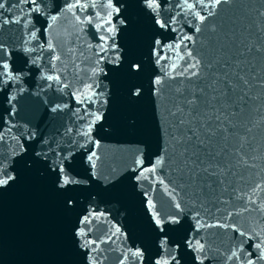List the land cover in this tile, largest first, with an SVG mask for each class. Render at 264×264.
Masks as SVG:
<instances>
[{
	"label": "snow or ice",
	"instance_id": "obj_1",
	"mask_svg": "<svg viewBox=\"0 0 264 264\" xmlns=\"http://www.w3.org/2000/svg\"><path fill=\"white\" fill-rule=\"evenodd\" d=\"M128 3L64 0L53 10L49 0H0V89L38 70L61 90L75 87L81 106L75 112L83 110L78 118L84 122L75 130L82 139L66 148L49 145L35 152L38 160L26 155L31 146L18 136L6 140L11 128L0 129V145L7 146L0 152V189L18 179L19 161L28 168L39 163L71 210L80 204V189L119 183L115 168L103 170L94 134L112 128V77L119 69L132 81V101L150 95L155 124L156 150L146 166L144 148L137 147L127 179L140 189L142 180L158 183L169 197L162 215L149 194L154 189L141 193L155 246L149 264H264V0H135L150 30L138 59L126 58L121 43ZM234 10L226 26L225 14ZM62 17L73 29L63 37L56 32ZM13 24L19 28L5 29ZM167 33L175 35L161 39ZM145 73L147 81L139 82ZM79 149L86 175L74 163ZM88 196V209L71 229L87 264H104L108 252H118L116 264H144L147 246L135 240L128 246L129 234L97 211L94 193Z\"/></svg>",
	"mask_w": 264,
	"mask_h": 264
},
{
	"label": "water",
	"instance_id": "obj_2",
	"mask_svg": "<svg viewBox=\"0 0 264 264\" xmlns=\"http://www.w3.org/2000/svg\"><path fill=\"white\" fill-rule=\"evenodd\" d=\"M15 2L16 0H8V4ZM63 3L64 0H49V6L53 10L56 4ZM16 11L13 9V12ZM234 14H238V10L225 14L226 26L231 25ZM127 17L129 28L125 30L127 35H122L121 43L126 46V58L138 59L147 51V39L150 35L148 21L138 11L135 0H129L127 4ZM18 28L19 25L15 24L5 26V29L11 30ZM66 29L73 31L70 19L66 21L62 17L57 21L56 32L63 37ZM174 35L167 33L161 39L170 40ZM115 71L117 75L112 77V120L109 121L112 128H109V134L99 131L98 128L94 134L96 139L100 140L98 154L104 161L103 170L115 168L120 177L119 183L110 190H105L102 183H99V186L93 184L91 187L80 189V204L75 210H71L66 207L65 195L55 188L50 177L42 174L39 163H33L32 167L28 168L23 161H19L18 179L8 187L0 189V264H87L73 244L71 229L78 216L88 209L89 192L96 196L94 206H97V211L105 212L109 221L116 223L129 234L130 239L126 242L128 246H132L133 240L147 246L144 264H149L150 254L155 258L150 217L141 204V193L154 189L149 194L162 215L168 211L169 197L158 183L150 184L149 181L142 180L140 183L144 187L140 189L133 187L135 181L127 179L137 147L144 148L146 166L147 156L156 150L152 99L145 93L142 100L132 101L128 91L132 81L121 70ZM68 78L71 80V75ZM147 79L148 73H145L139 82L145 83ZM49 84H52V87H48ZM73 84L76 82L73 81ZM73 91L75 87L61 90L54 82L41 78L38 70L26 75L21 83L0 89V129L11 128V133L5 132L6 140L14 143L12 136H18L26 147L31 146L26 155L38 160L35 152L46 150L49 145L56 147L59 144L66 148L70 140L82 139L76 136L75 130L84 123L78 118L83 115V110L78 114L75 112L81 106L73 98ZM57 105L67 107L53 111ZM130 120H135L134 127L130 126ZM69 128L73 130L71 133L67 132ZM31 132L36 133L35 138L25 139ZM42 139L47 140L48 144H42ZM88 147L91 149L92 145ZM6 151L7 146L0 145V152ZM83 151L77 150V161L74 163L77 171L86 175L83 168L87 165L80 162ZM191 223L189 220L188 225ZM208 231L222 233L224 230ZM222 239L227 243L226 235ZM117 255L118 252L106 253L104 264H116Z\"/></svg>",
	"mask_w": 264,
	"mask_h": 264
}]
</instances>
